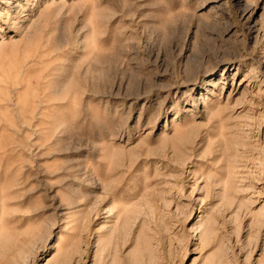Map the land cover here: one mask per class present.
Wrapping results in <instances>:
<instances>
[{
	"label": "rangeland",
	"instance_id": "obj_1",
	"mask_svg": "<svg viewBox=\"0 0 264 264\" xmlns=\"http://www.w3.org/2000/svg\"><path fill=\"white\" fill-rule=\"evenodd\" d=\"M0 264H264V0H0Z\"/></svg>",
	"mask_w": 264,
	"mask_h": 264
},
{
	"label": "bare ground",
	"instance_id": "obj_2",
	"mask_svg": "<svg viewBox=\"0 0 264 264\" xmlns=\"http://www.w3.org/2000/svg\"><path fill=\"white\" fill-rule=\"evenodd\" d=\"M201 222V219L199 220V223ZM213 229V228H212ZM212 240V239H211ZM35 251V250H34ZM36 252V251H35Z\"/></svg>",
	"mask_w": 264,
	"mask_h": 264
}]
</instances>
